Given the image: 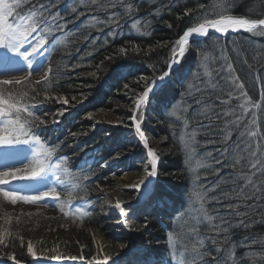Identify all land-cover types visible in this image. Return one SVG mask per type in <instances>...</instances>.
<instances>
[{
    "label": "trees",
    "instance_id": "16d2710c",
    "mask_svg": "<svg viewBox=\"0 0 264 264\" xmlns=\"http://www.w3.org/2000/svg\"><path fill=\"white\" fill-rule=\"evenodd\" d=\"M39 2L48 4L50 0H31V3ZM223 2L224 0H126V3L133 5L131 11H125L123 7L104 11L97 9L95 5H90L89 0H84L83 4L80 0H55L52 11L61 13L62 18L58 17L52 23H64L65 27L63 32H55L53 36H50L49 44L56 36L67 35V39L65 44L54 46L55 50L49 49L51 51L49 61L52 68L49 73L51 79L49 91L53 97H63L69 102L85 94L90 97L95 91V104L101 103L107 109L119 106L124 98L119 91L125 89L124 85L128 84V88L135 90L134 94L141 91L143 81L137 84L136 79L140 75L151 76L154 69L162 71L165 61L172 56L171 49L174 42L188 27L199 22V18L214 17L221 11L214 5ZM200 5L205 7L200 8ZM226 5L227 14L253 19L264 18V0H226ZM27 7H30L29 3H26L25 8ZM73 8L76 12L72 11ZM187 9L192 11L187 12ZM111 12H119L123 16L120 27L117 29L119 34L115 36L106 35L115 25L100 26L93 20V17L106 19ZM133 21H137L134 28L131 26ZM222 46L232 59L237 73L245 81L249 95L259 100L261 88H264V75H261L260 80H255L257 74H264V36L252 35L248 32L229 34L227 37L212 34L205 38H198L196 44L189 45L180 73L151 102L152 111L163 124L162 130L167 140L164 146L168 149V153L163 156L159 165V172L168 178H163L156 187L153 205L148 206L149 211L144 213L143 220L146 228L149 229L153 246L158 248L156 264H167L169 256L185 259L189 255L192 244L196 243L197 236L203 239L212 235L206 223L198 225V233L190 231L197 227L196 220L193 219L194 209L198 207L193 201L194 190L198 183L210 187L230 169L224 168L218 177L212 174L210 169L199 168L200 180H195L196 173L192 169L196 166L197 158L200 161L211 160L207 153L211 152L213 156H218L219 152L216 149L221 145L203 143L207 139V133L201 130L196 136L199 143L194 145L195 152L192 153L191 159L189 158L180 137L183 134L187 140V134L199 128L197 120H203L204 123H207V120L203 116H196L193 119L194 109L201 107L195 103V97L199 93L194 92L192 96L185 94L187 85L181 83L180 77L193 80L191 74L197 71L203 72L200 67L202 57L198 53L203 50L210 57L218 55ZM121 48L125 51H121ZM238 54L240 59H237ZM245 59L247 63L243 62ZM40 61L43 64L42 58ZM220 63L221 61L215 64L210 63L209 68L218 67ZM193 82L200 83L198 80ZM36 87L40 89L42 85H36ZM43 94L41 92L37 100L35 111L46 122L51 112L63 111L65 108L63 103L55 98L41 103ZM201 99L202 103H208L212 97L205 96ZM212 111L215 112L216 108L213 107ZM256 111L259 113V130L264 132V104L261 105L260 110ZM185 120H188L187 128L184 127ZM90 127V121L83 119L78 112L64 120L62 124L49 128L42 125L38 131L50 145L58 146L59 150L55 155L64 157L67 154L71 134L78 131L88 133ZM236 139L237 133L233 132L232 140ZM84 142L88 146L84 159L76 165L68 164L67 166L72 170L82 169L81 175L91 172L88 180L77 181L81 187L76 189L77 196L90 203L92 200L87 199L90 197L88 195L90 191L92 193L102 191L112 184L106 174H95L94 166L113 149V134L108 135L106 130L98 129L86 135ZM119 145L128 146V143ZM213 167H219V165H213ZM221 187L228 188L230 185L221 184ZM234 203L239 201L234 198L224 199L220 203L212 202L207 206L224 212L226 205ZM252 218L255 222L248 228L234 223L230 230L229 241L219 252L216 251V244L205 239L201 251L211 252V255L201 258L196 264H233V262L234 264H253L248 254L264 251V201L260 202L257 209L247 217V219ZM88 225L89 222L86 223V226ZM169 233L173 234V241L176 243L174 249L168 244ZM10 239V242L0 245V256L8 259L9 256L14 255L23 262H32V256L28 253L25 242L21 243L16 238ZM253 240L256 243H252ZM159 243L161 245L156 246ZM231 245H234L233 257L229 259L226 249ZM255 264H261L259 256L256 257Z\"/></svg>",
    "mask_w": 264,
    "mask_h": 264
},
{
    "label": "snow or ice",
    "instance_id": "6c2138e0",
    "mask_svg": "<svg viewBox=\"0 0 264 264\" xmlns=\"http://www.w3.org/2000/svg\"><path fill=\"white\" fill-rule=\"evenodd\" d=\"M26 3H29L30 7L25 8ZM54 3L55 0H50L48 4L31 3V0H0V162H2L0 186H7L0 188V194L12 204L17 201L35 204L45 197H51L60 203V192H58L60 189L68 192V200L64 202L67 206L71 202L72 193L81 187L80 183H71V181H86L91 175V172L81 175L82 169H70L67 166L68 157L53 159L59 150L58 146L50 145L38 131L45 124L35 111L41 92L44 93L41 103L53 98L64 104L68 103L63 97H53L49 91L51 85L49 73L52 71L49 49L55 50L54 46L65 44L67 39V35L56 36L49 44L50 36L55 32H63L65 27L64 23H52L58 17L62 18L61 13L52 11ZM80 3L83 4L84 0H80ZM89 3L104 11L117 7L131 11L133 8V5L126 3V0H106V2L89 0ZM214 7L220 8L221 11L212 18L208 16L199 18V22L188 27L174 42L171 49L172 56L165 61L162 71L154 69L151 76L140 75L136 79L137 84L141 81L143 84L142 90L136 92L133 98V112L147 108L173 82L181 71L189 45L196 44L198 38L208 37L209 32L227 37L229 32L240 31L264 36V18L253 19L227 14L226 0ZM72 11L76 12V9L73 8ZM186 11L191 12L192 9ZM121 19L123 16L119 12H111L106 19L93 17L96 25H115L106 34L108 36L119 34L117 29L120 27ZM136 23L137 21H133L131 26L136 27ZM120 50L125 51L123 48ZM198 55L202 57L200 67L203 72L197 71L191 75L193 80H198L200 83H194L188 77H180V80L182 84L187 85L185 94L192 96L194 92L199 93L195 97V103L201 107L194 109L193 119L196 116H203L207 123L197 120L199 128L188 133L187 140L183 134L180 139L190 159L195 152L194 145L199 143L196 136L201 130L207 133V139L203 143L221 145L216 149L219 152L218 156H213L211 152L207 153L211 160L200 161L197 158L196 166L192 169L196 173V181L200 180L199 168L210 169L211 173L218 177L224 168L230 171L225 176L219 177L210 187L199 183L196 185L193 201L198 207L194 209L193 219L196 220L197 227L190 231L198 233V225L206 223L212 235L203 239L197 236L196 243L192 244L189 255L181 261V264H196L201 258L211 255V252L201 251L205 239L216 244V251L219 252L229 241L230 230L234 223L248 228L255 221L254 218L247 219V217L257 209L260 202L264 201V132L259 130V113L256 111L264 104V88H261L259 100L249 95L245 81L237 73L225 47L219 49L218 55L210 57L203 50ZM41 58L43 64L34 68V64H37ZM237 59H240L239 54ZM217 61H221L219 66L210 69L209 64H215ZM243 62L247 63V60ZM41 72H44V83L31 79L33 74L39 75ZM261 75L264 74H257L255 80H260ZM36 85L42 87L37 89ZM124 87L128 88V84ZM205 96H211L212 99L208 103H202L201 98ZM213 107L216 108L215 112L212 111ZM132 119L137 121L136 132L143 140L147 156L150 158L144 162L146 164L143 169L144 177L133 187L139 192L143 186L144 195L148 196L151 194L154 182L158 180L159 156L148 146L140 122L135 116ZM184 127H188V120L184 121ZM233 132L237 133L236 140H232ZM85 166H87L86 161ZM103 166H107V163ZM14 182H20L24 187H18ZM221 184L230 187L223 188ZM22 191H26V194H21ZM84 191L86 192V187ZM233 198L239 203L226 205L224 212L207 206L212 202L220 203L224 199ZM242 206L243 210H241ZM115 207L120 210L121 216L125 215L126 210L121 203L117 202ZM75 211L80 213V208ZM87 214L89 213H82V215ZM8 235L11 233L7 230L0 233V245L5 244V236ZM251 242L256 243L255 240ZM169 243L173 249L176 247L172 233H169ZM233 247L234 245H231L226 249L229 259L233 257ZM27 251L34 259H39L31 242L27 245ZM248 255L253 264L257 256L261 264H264V251L252 252ZM8 259L20 264L14 255L9 256ZM70 259L75 260L77 257L73 256ZM110 259L109 255L100 253L92 257L95 264H108ZM144 264L148 262L145 261Z\"/></svg>",
    "mask_w": 264,
    "mask_h": 264
},
{
    "label": "rangeland",
    "instance_id": "374dc122",
    "mask_svg": "<svg viewBox=\"0 0 264 264\" xmlns=\"http://www.w3.org/2000/svg\"><path fill=\"white\" fill-rule=\"evenodd\" d=\"M40 64L42 62L39 59L37 64H34V68ZM43 77L44 72H41L39 75L33 74L32 79L43 81ZM119 92L124 95L119 106L107 109L101 103L95 104L96 92L94 91L90 97L85 94L73 101H68L67 104L63 103L65 109L51 112L44 124L47 128L56 126L59 123L62 124L64 120L78 112L83 119L90 121V132L78 131L73 135L71 134L67 154L64 156L68 157L67 165H76L84 159L88 150V146L84 142L86 135L98 129L106 130L108 135L113 134V149L101 162L97 161L99 164L94 166L95 174H106L111 179V186L98 192L92 193L90 191L88 194L90 197L87 198L92 200L90 203L83 198H79L75 190L72 193L71 202L67 206L64 205V202L68 200V192L60 189H58L60 203H57L51 197H45L44 200L35 204L23 201L12 204L11 201L0 194V231L7 230L11 233V235L5 236V243L10 242V238H16L21 243L24 241L25 246L31 242L39 257V259L32 257L33 261L30 263L23 262L15 257L20 264H95L93 260L70 259L69 255L63 252V248L55 244V238L60 235L69 240L71 236L76 237L91 249L95 248V240L98 239L101 243L104 235L110 236L111 243L107 248L116 249L117 246L124 245L126 250L117 256H110L111 259L108 264H144L145 261L148 264L158 263L156 255L158 248L153 246L149 229L146 228L143 220L144 213L149 211L148 206L153 205L156 187L163 178L168 177L159 172L158 180L154 182L151 194L148 196L143 195L142 198L140 194H137L136 203L134 200V204L123 206L126 210L124 216L104 217L101 213L104 211L103 204L108 201V194L116 185L117 180L133 172H143L146 167L144 162L150 160L147 156V149L143 145V140L136 132L135 123L137 121L132 119L133 116L140 122L141 129L148 140V146L155 150L159 156L158 171L163 156L168 153V149L164 146L167 140L162 130L163 124L152 111L151 105L133 112V98L135 96L133 89L125 88ZM121 143H128V146L119 145ZM56 158L58 156L54 155L53 159ZM105 163H107V166H103ZM0 167H2V162H0ZM14 183H17L18 187H24L20 182ZM71 183H77V181H71ZM95 183L96 180L93 183V188ZM6 187L0 186V188ZM21 194H26V191H22ZM77 208H80V213L75 211ZM82 213L89 214L82 215ZM123 217L127 221H131L139 231L145 230L141 234V238L131 239V234L126 231L125 226L121 223ZM104 221L112 222L109 228H105L106 225L101 226ZM87 222H89L88 226H86ZM43 242L46 244H43ZM168 244L171 245L169 242ZM73 245L77 244L73 243ZM159 245L161 243L156 244V246ZM54 257H59V259H54ZM182 260L179 256H169L167 264H181ZM0 264H15V261L0 256Z\"/></svg>",
    "mask_w": 264,
    "mask_h": 264
},
{
    "label": "bare ground",
    "instance_id": "6f19581e",
    "mask_svg": "<svg viewBox=\"0 0 264 264\" xmlns=\"http://www.w3.org/2000/svg\"><path fill=\"white\" fill-rule=\"evenodd\" d=\"M140 172L127 174L117 180L116 185L112 190H110L108 194V201L103 204L104 211H102L101 213L102 215H104V217H114L120 215L119 209L115 207L117 202L121 203L124 206L126 204H134V200L136 199L137 194H140L142 198V196L144 195L143 186L141 187V190L139 192H137L135 187H133V185L138 183L144 177V173ZM136 202L137 201L135 200V203ZM111 223L112 222L110 221H104L103 223H101V226L104 227L106 225L105 228H109ZM121 223H123V225L125 226L126 231L131 234L132 240L141 238V234L145 232V230L139 231L138 228H136L131 221H127L125 217L122 218ZM109 238L110 236L107 237V235H104L101 243L98 241V239L95 240L94 249L86 246V244L82 240H79L78 238L72 236L70 237V240L63 237V235L57 236L55 238V244L58 247L63 248V252L68 254L69 257L77 255L79 256L77 258L81 259L82 261L92 260V257L97 253L114 257L126 250V247L124 245H119L116 247V249L107 248L111 243ZM73 243H76L77 245H73ZM43 244L46 243L43 242Z\"/></svg>",
    "mask_w": 264,
    "mask_h": 264
},
{
    "label": "water",
    "instance_id": "95a60500",
    "mask_svg": "<svg viewBox=\"0 0 264 264\" xmlns=\"http://www.w3.org/2000/svg\"><path fill=\"white\" fill-rule=\"evenodd\" d=\"M241 32H244V31H240V32H236V33H241ZM212 34H214V35H217V36H220V37H221V35H220V34H218V33L209 32V36H210V35H212ZM229 34H235V33L229 32V33H228V35H229ZM202 38H204V37H202Z\"/></svg>",
    "mask_w": 264,
    "mask_h": 264
}]
</instances>
